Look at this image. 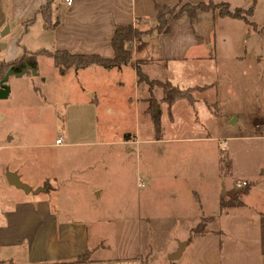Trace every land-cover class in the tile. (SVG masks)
I'll return each mask as SVG.
<instances>
[{
	"label": "crops",
	"instance_id": "obj_1",
	"mask_svg": "<svg viewBox=\"0 0 264 264\" xmlns=\"http://www.w3.org/2000/svg\"><path fill=\"white\" fill-rule=\"evenodd\" d=\"M45 1L0 0V61L36 52V74L40 75V56L46 55L53 64L52 57L43 52L44 49L96 52L106 57L113 54L110 38L114 24L131 23L140 29L150 28L145 34L125 42V46L131 50V61L138 64L139 70L148 79L169 81L180 89L190 88L191 91L212 90L215 102L225 101L230 97L239 103V95L230 87L243 86L246 95L241 97L242 100L247 103L256 98L260 102L256 110L262 118L252 120L257 134L250 136L264 138V61L246 47L242 51L234 47L236 33L233 29L244 20L220 15L216 9H196L190 19L184 10H180L177 16L166 14L169 30L157 33L152 29L156 23L154 3L174 5L177 9L182 3L195 4L207 0H71V3L52 0L47 20L39 12ZM212 1H226L229 8L244 7L242 0ZM55 19L56 24L50 27L48 24ZM53 67L59 80L67 74L76 73L79 76H114L121 87L125 80L131 82L132 94L126 95L122 107L132 109L133 125L123 127L115 141L122 139L120 135L123 132L130 133L127 140L132 142L145 139L169 143L175 139L215 137L209 134L201 121L193 124L194 104L198 102L194 96L191 101L185 97L172 100L168 105L169 118L165 114L164 102H158L154 111L158 112L161 128L156 137L148 119H145L142 99L150 92L155 95L156 91L162 98L161 88H150L146 81L138 80L131 63L106 68L98 63H90L83 67L70 66L62 71L54 64ZM44 78L45 76L41 79ZM106 81L91 86L79 83L80 88L88 95L85 102H97L99 97L102 99L106 87L98 90V85L106 86ZM62 93L64 96L69 95L67 90H62ZM108 93L110 92L106 96ZM255 93L256 97L253 96ZM202 97L199 99L205 104ZM42 98L38 104L41 109L48 110L51 122H63V117L57 110L60 105ZM61 100L65 105L76 102L65 97H61ZM185 105L192 112L188 116L191 122H184L182 119L180 120L183 122H180L174 116L176 106L181 110ZM228 112L226 118L232 114L237 121L244 119L238 113L240 110L235 107ZM196 127L195 134L185 132ZM166 130H169L168 134ZM12 137L7 136V142ZM109 140L105 139V142ZM56 144L55 140L54 145ZM10 145L1 144L0 148H10ZM168 147L165 144L166 152L174 149ZM126 149L130 150L131 147L127 145ZM157 150L161 152L163 149L159 146ZM66 160L64 157L60 159L49 156L45 161L34 156H15L10 151L2 155L0 264H54L74 260L85 253L87 257L75 264H154L153 247L148 243L152 232L150 219L157 217L160 229L167 236L162 249L165 260L160 264H264L262 160L251 158L250 164L256 166L254 173L236 177L247 179L246 187H234V180L231 179L226 197L229 198L234 190H241L236 194L237 202L232 205L219 207L221 200L217 192L218 185H215L210 198L205 189L195 188L184 170L172 169L175 173L170 171V177L151 179L144 191L134 189L132 197L111 199L110 208H113L110 211L96 210L94 213L85 210V205H77L73 193L61 186L63 168L59 161ZM5 169L18 172L20 179L28 184L30 190L26 191L9 183ZM144 170L147 171L146 168ZM147 179L144 175L143 183ZM89 189L86 197L88 201H93V192L96 191V195H99L103 190L96 185ZM222 189L224 193L225 185ZM79 192L76 190L75 194L78 195ZM129 194L130 192L127 195ZM214 215L221 219L218 226L197 227L203 217L211 219ZM179 242L182 246L178 254L173 258L166 256L165 253L170 254Z\"/></svg>",
	"mask_w": 264,
	"mask_h": 264
},
{
	"label": "rangeland",
	"instance_id": "obj_2",
	"mask_svg": "<svg viewBox=\"0 0 264 264\" xmlns=\"http://www.w3.org/2000/svg\"><path fill=\"white\" fill-rule=\"evenodd\" d=\"M242 1L244 7L251 6L248 19L253 26L244 21L239 22L240 24L233 29L236 33L234 47L239 51L246 47L249 52L257 53L256 55L261 57L260 60L264 61V0ZM40 57H42L39 59L40 75L28 70L20 75L10 74L7 78L10 90L6 96L0 97V145L10 143L11 147L0 148V159L8 151L13 152L15 156L27 158L34 156L45 161L49 156H57L60 159L64 157L66 161H59L63 168L61 186L67 192H72L75 203L77 202L79 206L85 205L87 211L92 213L96 210L110 211L113 208H110L111 199L132 197L134 189L144 191L150 185L151 179L170 177V171L175 173L172 169L184 170V174L190 178L195 188L205 189L206 195L210 198L215 185H218L217 192L221 202H224L229 194V183L234 178L254 173L256 166L250 164V159H260L264 162V138L250 136L257 134L252 126V120L262 118L256 110L260 102L254 98L251 102L248 101L247 105L245 100L241 99L246 95L243 86L230 87L239 95V103L236 99L231 100L230 97L225 99L226 102L224 100L215 102L214 93L209 89L191 91V97L198 99L194 104L193 124L201 121L207 127L209 134L215 136L214 138H184L171 140L169 143L156 140L151 142L145 139L132 142L127 140L130 133L123 132L120 135L122 139L115 141L123 127L133 125L132 109L122 107L126 95L132 94L131 82L125 80V84L121 87L114 76L105 77L104 74L79 76L76 73L64 75L65 77L59 80L55 76L57 72L53 70L50 58L46 55ZM44 76L45 78L41 79ZM106 78H109L108 81ZM105 81L108 85H98V90L106 87L102 99L99 97L97 102H85L88 95L80 88L79 83L91 86ZM152 86L161 88L156 82H151L149 87ZM62 90H67L69 95L64 96ZM160 90L163 95L164 91ZM107 92L110 93L106 96ZM203 95L206 99L202 97ZM253 96L256 97V93ZM42 97H45L47 102L60 105L57 110L60 111L63 122L61 120L60 123L51 122L48 110L41 109L38 104L43 100ZM61 97L76 102L65 105L63 100L60 101ZM200 97L205 100L207 107L199 99ZM142 100L145 119H148L151 131L155 133L150 122L151 113L159 101H163L165 106L166 103L159 97L157 91L155 95L148 93ZM232 107L240 110L238 113L244 119L237 121L234 118L233 122H229V117L226 116ZM165 114L167 118L170 117L167 106ZM190 114L192 112L186 105L181 110L176 106L174 114L176 120L182 119L187 122ZM163 119L161 117V121L166 125ZM182 120L180 122H183ZM188 121L191 122L190 119ZM196 131L197 127L191 131L185 130L193 134ZM168 133L169 130H166V134ZM59 134L63 142L54 145V138ZM10 135L13 137L7 142V136ZM105 139L110 140L105 142ZM165 144L174 149L166 152ZM127 145L131 147L130 150L126 149ZM159 146L163 149L161 152L157 150ZM139 175L148 178L142 186L135 184ZM95 185L103 190L99 195H96V191L93 192L94 202L88 201L87 191ZM224 185L225 192L220 193ZM76 190L80 191L78 195L75 194ZM82 190L85 192L82 193ZM129 192L130 194L127 195ZM235 192L236 190L232 191L230 195ZM217 216L214 215L211 219L203 217L197 227L218 226L221 219ZM150 226L152 232L148 244L153 247L155 263L160 264L165 260L162 257V249L167 236L160 229L158 217L150 219Z\"/></svg>",
	"mask_w": 264,
	"mask_h": 264
},
{
	"label": "trees",
	"instance_id": "obj_3",
	"mask_svg": "<svg viewBox=\"0 0 264 264\" xmlns=\"http://www.w3.org/2000/svg\"><path fill=\"white\" fill-rule=\"evenodd\" d=\"M52 0H46L44 4L40 7L39 12L44 16L45 20L49 19V10L51 6ZM251 6L247 7H232L229 8L228 3L225 1L220 2H214L212 0L207 1H198L195 2V4L190 3H182L179 5L177 9H175V6H169L167 4H159L154 3V9L156 14V23L154 26H152V29L155 30L157 33H165V31H168V23L166 20V14H171L172 16H177L178 12L180 10H184L188 17L191 19L196 9H216V12H218L220 15H229L232 17H236L239 19L244 20V22L248 24H252V22L248 19V15L251 13L250 11ZM57 19L53 20L48 24L50 27L56 24ZM27 22L24 24L26 25ZM253 26V24H252ZM150 31L149 29H140L136 25H131V23H120V24H114L113 26V33L110 38V45L113 48V54L111 56H102L99 53L96 52H90V53H80V52H72L67 49H57V50H42L45 51L47 54H49L52 57L53 64L58 68L59 71L64 70L67 67L73 66L75 67H83L87 66L90 63H98L102 66L106 67H112V66H120L122 63H131L135 70V76H137L138 80H144L150 85L151 82H156L161 86V89L164 91V94L162 95V99L165 101L167 109L169 110V104L172 100L180 97H185L188 101L192 100L191 97V90L190 88H178L172 84H170L169 81H161L157 79H148L140 70L138 67V64L131 61V50L125 46V42L128 40H131L135 36L143 35L147 31ZM36 53V52H35ZM35 53L27 55L26 53H23L21 55H18L14 57L11 60L7 61H0V76L2 73H4L9 67H13L16 69H19L21 66H23L24 62L30 63L32 65H35ZM153 100V99H152ZM150 104H148V107ZM150 122L152 123V127L154 130V134L157 137L160 131V124L158 121V112L152 111ZM247 184L243 187H246ZM242 187V188H243ZM241 188V189H242ZM241 190H236L235 193H232L229 198H227L224 202H219V207L228 206L234 204L237 202V195L240 193ZM87 257V254H82V256L76 257L74 260L66 261V262H60V263H54V264H75L76 262L82 261V259H85Z\"/></svg>",
	"mask_w": 264,
	"mask_h": 264
},
{
	"label": "water",
	"instance_id": "obj_4",
	"mask_svg": "<svg viewBox=\"0 0 264 264\" xmlns=\"http://www.w3.org/2000/svg\"><path fill=\"white\" fill-rule=\"evenodd\" d=\"M29 69L31 70L32 73H34V74L37 73L36 65H31L30 63H27V62H24L23 66H21L19 69L9 67L0 76V97L6 96L8 91H9V85H8L7 81H5L8 77V75H10V74L20 75ZM233 121H234L233 115H231L229 117V122H233ZM4 173H5L6 178H7L9 183L13 184L16 187L20 186V187L24 188L26 191L30 190V187L28 186V184L20 179L18 172H15L14 170L5 169ZM220 193H223L222 188L220 189ZM181 246H182V243L179 242L178 246L170 254H168V257L169 258L175 257L178 254Z\"/></svg>",
	"mask_w": 264,
	"mask_h": 264
},
{
	"label": "built area",
	"instance_id": "obj_5",
	"mask_svg": "<svg viewBox=\"0 0 264 264\" xmlns=\"http://www.w3.org/2000/svg\"><path fill=\"white\" fill-rule=\"evenodd\" d=\"M65 1L68 2V3H71V0H65ZM55 140H56V142H57L58 144L62 143L61 136H58L57 138H55ZM233 180H234V181H233L234 186H235L236 188L243 187V186H245V185L248 183V180L245 179V178H235V179H233ZM135 184H137L138 186L144 184V183H143V178H142L140 175L136 177V182H135Z\"/></svg>",
	"mask_w": 264,
	"mask_h": 264
}]
</instances>
